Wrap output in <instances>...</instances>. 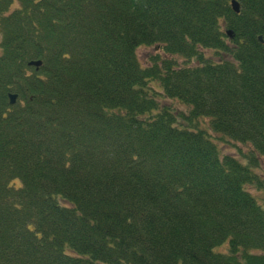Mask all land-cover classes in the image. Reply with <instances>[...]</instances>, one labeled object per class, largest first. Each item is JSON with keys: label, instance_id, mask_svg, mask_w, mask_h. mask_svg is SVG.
I'll use <instances>...</instances> for the list:
<instances>
[{"label": "trees", "instance_id": "16d2710c", "mask_svg": "<svg viewBox=\"0 0 264 264\" xmlns=\"http://www.w3.org/2000/svg\"><path fill=\"white\" fill-rule=\"evenodd\" d=\"M236 1L0 0V264H264V0Z\"/></svg>", "mask_w": 264, "mask_h": 264}, {"label": "rangeland", "instance_id": "374dc122", "mask_svg": "<svg viewBox=\"0 0 264 264\" xmlns=\"http://www.w3.org/2000/svg\"><path fill=\"white\" fill-rule=\"evenodd\" d=\"M154 53H155V50L152 49V48H139L138 51H137V55H138V57H139V60H140L141 64H143V65H146L147 62H149V58H150V56L153 55ZM207 54H209V53L207 52ZM214 60H216V59H214ZM219 146H220L224 151L232 152V150L227 149V148H224V147H223V144H219ZM242 149L245 150V148H242ZM262 166L264 167V162H263ZM252 191H253V190H252ZM253 192H254V191H253ZM255 194H256V192H255ZM262 195H263V194L258 193L257 196H259L258 198L261 199V198H262ZM260 202H261V200H260ZM263 206H264V205H263ZM263 208H264V207H263ZM216 251H221V252H223V251H225V247L223 246V247L217 249Z\"/></svg>", "mask_w": 264, "mask_h": 264}, {"label": "water", "instance_id": "95a60500", "mask_svg": "<svg viewBox=\"0 0 264 264\" xmlns=\"http://www.w3.org/2000/svg\"><path fill=\"white\" fill-rule=\"evenodd\" d=\"M231 8L235 13L237 14L239 13V3L236 0H231ZM263 30H264V27H263ZM228 35L230 36V32H228ZM258 39L261 43L263 42L262 37H259ZM39 64H40L39 62H31L29 63V66H33L36 68L38 67ZM14 100H15L14 95H9V103L11 105L14 103Z\"/></svg>", "mask_w": 264, "mask_h": 264}]
</instances>
